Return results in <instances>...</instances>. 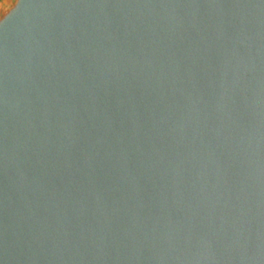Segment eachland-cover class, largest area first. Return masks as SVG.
Returning <instances> with one entry per match:
<instances>
[{
  "label": "water",
  "instance_id": "95a60500",
  "mask_svg": "<svg viewBox=\"0 0 264 264\" xmlns=\"http://www.w3.org/2000/svg\"><path fill=\"white\" fill-rule=\"evenodd\" d=\"M6 15L0 264H264V0Z\"/></svg>",
  "mask_w": 264,
  "mask_h": 264
},
{
  "label": "snow or ice",
  "instance_id": "6c2138e0",
  "mask_svg": "<svg viewBox=\"0 0 264 264\" xmlns=\"http://www.w3.org/2000/svg\"><path fill=\"white\" fill-rule=\"evenodd\" d=\"M18 3H19V0H18ZM10 13H11V12H10ZM10 13H9V14H10ZM9 14H8V15H9ZM8 15H6V16L3 18V20H0V22H3V21L7 18Z\"/></svg>",
  "mask_w": 264,
  "mask_h": 264
},
{
  "label": "rangeland",
  "instance_id": "374dc122",
  "mask_svg": "<svg viewBox=\"0 0 264 264\" xmlns=\"http://www.w3.org/2000/svg\"><path fill=\"white\" fill-rule=\"evenodd\" d=\"M5 0H0V6L4 3Z\"/></svg>",
  "mask_w": 264,
  "mask_h": 264
}]
</instances>
